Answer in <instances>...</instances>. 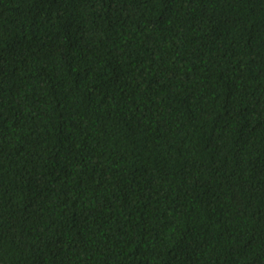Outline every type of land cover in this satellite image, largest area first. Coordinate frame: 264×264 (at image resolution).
Here are the masks:
<instances>
[{
  "label": "trees",
  "instance_id": "trees-1",
  "mask_svg": "<svg viewBox=\"0 0 264 264\" xmlns=\"http://www.w3.org/2000/svg\"><path fill=\"white\" fill-rule=\"evenodd\" d=\"M0 264H264V0H0Z\"/></svg>",
  "mask_w": 264,
  "mask_h": 264
}]
</instances>
